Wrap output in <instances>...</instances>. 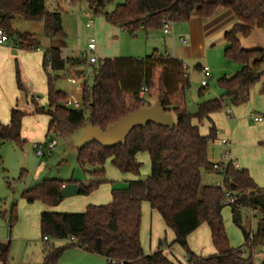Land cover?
I'll use <instances>...</instances> for the list:
<instances>
[{
  "label": "trees",
  "instance_id": "16d2710c",
  "mask_svg": "<svg viewBox=\"0 0 264 264\" xmlns=\"http://www.w3.org/2000/svg\"><path fill=\"white\" fill-rule=\"evenodd\" d=\"M94 16L105 17L114 26L135 34L139 30H164V22L172 24L189 22L197 16L203 20L212 18L220 9L230 11L236 24L225 33L227 44L225 57L242 66L232 77H223L218 85L222 98L201 103L195 115L188 112L185 94L190 89V78L184 64L155 52L143 59H105L93 67L94 83H86L81 92V108H67V96L55 88L57 73L67 69L76 71L87 65V58H64L60 48L50 47L44 53V69L48 75V104L40 106L34 99L31 104L35 113L49 117L48 135L69 137L76 130L92 124L104 131L117 121L142 108L151 107V99L160 102L175 120L173 130L149 124L132 131L126 143L113 149H105L94 143L78 149V163L89 180V186L80 183L81 196H89L107 183L105 164L108 159L125 174L139 175L142 164L137 155L146 152L150 156L151 171L145 180L128 183L123 190L112 191V201L107 205H89L83 213L44 212L40 217V231L44 242L42 264H58L64 253L79 248L87 253L104 257L107 264H183L170 259L165 248L177 245L185 251V264H254L255 254L264 246V188L259 187L244 169L232 164L220 166L225 169L223 188L203 185V173L212 172L214 164L208 151L210 142L217 139L213 128L208 136L200 133V125L211 115L221 111L224 100L238 107L250 101L251 89L264 79V50H245L240 37L248 38L254 30L264 29V0H125L111 13L106 12L114 0H84ZM0 29L13 44L21 49L34 51L39 48L35 36L21 33L13 28L17 18L43 22L45 36L65 40L62 15L49 13L46 0H0ZM52 70L49 71L47 58ZM90 63V62H89ZM196 70L202 72L200 66ZM159 88L156 90V73ZM51 73L55 74L54 76ZM16 80L20 92L25 93L21 73L17 69ZM147 87L146 99H140L142 87ZM261 92L264 93V84ZM208 86L199 91L206 95ZM182 98L181 104L176 96ZM27 113L16 105L11 110L7 125L0 124V148L13 143L19 147L26 144L23 123ZM194 121L197 124H194ZM77 181L45 180L22 193L28 204L41 202L47 207H58L63 201L62 190ZM10 184V183H9ZM231 193L234 202L226 205L225 194ZM148 203L156 211L174 235L172 245L162 240L156 251L146 254L141 241L142 206ZM229 207L232 220L243 233L244 245H230L223 218ZM249 209L258 217L256 231L248 232L243 226L242 210ZM17 222L15 206L9 220L12 230ZM203 224L211 232L216 254L209 257L197 255L189 245L188 238ZM65 247H56L57 241H69ZM4 246V245H3ZM9 245L1 254L6 262ZM244 250L248 252L245 257Z\"/></svg>",
  "mask_w": 264,
  "mask_h": 264
},
{
  "label": "rangeland",
  "instance_id": "374dc122",
  "mask_svg": "<svg viewBox=\"0 0 264 264\" xmlns=\"http://www.w3.org/2000/svg\"><path fill=\"white\" fill-rule=\"evenodd\" d=\"M124 2L125 0H114V2L108 4L106 12L111 13L117 5ZM46 9L49 13H60L62 15L63 31L66 34L65 40L54 39L51 41L48 39L45 36L44 24L41 21L34 22L17 18L13 21L12 26L21 33L33 34L39 43V47L43 50V54L51 46H60L63 51L65 49V55L75 58L85 56L87 58V65L81 68L85 72V76L82 78L77 77L76 71L69 69L57 73L59 78L54 83L55 88L64 92L67 98L72 95L74 101L81 100L83 85L86 83L89 87L93 86V67L97 66L100 60L116 57L114 56L115 54L122 57L135 58H144L145 55L151 54V50L145 52L143 29L135 34H130L127 31L123 32L121 28L110 25L105 17L94 16L84 0H46ZM155 33L160 39L159 47H157L160 54L168 53L172 57L173 48L169 37L163 34L164 30L155 31ZM91 39H95L98 50H103L102 56L97 54L98 63L95 65H91L89 63L90 56H86L87 47ZM222 40V34H216L211 37L210 58L212 60L210 59V62L217 70L221 69L223 71L229 68L227 69V75H232L233 69L238 68L235 71L239 72L242 66L225 57V48H223L224 43ZM243 48L245 50H264V29L256 30L243 43ZM32 69L31 64L28 63L27 77L29 79L33 77ZM41 70L42 74L48 77L49 72L44 69L43 63L41 64ZM187 73L190 78V89L185 94V105L190 114L195 115L201 103L209 99L222 98L224 93L218 85V80L224 77L223 72L213 73L212 78H208L209 86L204 97L199 95L200 89L203 88L201 83L204 76L192 66L187 68ZM159 74L160 72L156 73V90L159 88ZM51 75L54 76L55 74L51 73ZM72 79H76L78 83L71 84L69 80ZM24 85L29 89L25 83ZM262 86L260 83L253 88L251 99L245 106L234 107L228 100H224L223 109L212 114L210 119H205L199 128L200 133L204 136H208L211 130L216 128L217 139L211 141L209 147L213 155L218 157L221 151H223L222 153L229 152V149L222 145L221 142L223 140H231V130H234L238 122H242L244 125L241 131L235 133L236 139L234 141L237 144L235 151H239L240 156H243L244 160L242 163L249 167L257 183L264 188V124H257L251 120V116L255 113L264 114ZM19 94L17 104L19 108L27 113L23 123V137L27 142L23 147L7 143L0 148V245H9L7 259L3 264H42L44 242L40 231V217L43 204L41 202L26 203L22 199V193L45 180L72 181L84 178L86 175L78 163V149L61 136L48 135L47 123H45L48 119L46 115L36 114L34 106L27 95L23 92ZM39 102L42 106H46L48 98L44 100L41 97ZM150 103L155 104V100L151 99ZM227 106L233 112L232 120L227 117ZM244 108L249 109L243 115L240 111ZM9 121L6 111L0 106V124L7 125ZM194 124H197V122L194 121ZM244 133L245 135H243ZM46 138L48 142L55 141L56 146L51 153L39 159L35 155L34 144L43 143L47 146ZM137 161L142 164V168L139 175H134L121 172L113 165L112 160L108 159L105 164L107 183H104L93 192L96 193L91 198L93 205H107L112 201L113 190H123L128 187V183L131 181L147 179L151 171L149 154L146 152L139 153ZM208 176L204 172L202 182L203 185L211 186V180L207 179ZM216 180L220 182L219 178ZM13 206H15L17 222L11 230L9 220ZM61 209H66L64 212L61 211V213H83L86 211V208H81L78 205L68 207L64 204L61 205ZM155 218L162 220L148 203H143L141 241L144 251L148 254L156 251L158 245L154 237L153 246L150 244V225ZM223 218L231 247H242L244 245V236L242 231L233 223L229 207L224 209ZM241 218L243 226L248 232L256 231L258 217H254L251 210H242ZM167 239L170 241V235H168ZM69 243V241H57L55 246L65 247ZM200 246L204 251L203 253H208L209 250L215 251L209 235L202 240ZM244 253L245 257H247L248 252L244 250ZM1 254L2 251L0 250V256ZM174 255L180 261L185 259V251L177 245ZM253 262L254 264H264V246L255 254ZM58 264H107V260L104 257L84 252L82 249L71 248L64 253Z\"/></svg>",
  "mask_w": 264,
  "mask_h": 264
},
{
  "label": "crops",
  "instance_id": "0c3cea01",
  "mask_svg": "<svg viewBox=\"0 0 264 264\" xmlns=\"http://www.w3.org/2000/svg\"><path fill=\"white\" fill-rule=\"evenodd\" d=\"M235 24H236V19H235L234 15L230 11L225 10V9H220L212 18H210L208 20H203L200 17L194 16V17H192V19L189 22L172 24L170 32L167 34L165 32L163 33L165 36L169 37V40L171 42V46L173 48L172 49V51H173L172 57L168 53L160 54L159 49L157 48V47H159L160 39L158 38V36H156L155 31L144 30V46H145V50H146L145 52H149L151 50L150 55L157 52L160 55L168 56L172 59H177L184 64V68H185L186 72H187V68L190 66H192L195 70H196L197 66H200L201 69H203L205 67L209 68V77L208 78H212L213 73H221V72H223L224 77L229 78V76L232 77L236 74L237 71H235V70H238V68L237 69L235 68V70L233 69L234 75L233 74L227 75V72H228L227 69H229V68H227V66H226L227 69H224L223 71H221V69L217 70L214 67L212 62H210V59H211L210 58L211 57L210 56V48H211L210 39H211V37L215 36L216 34H222V36H223L222 41L224 43L223 48H226L227 44H226L225 39H224L225 33L230 31ZM255 31L256 30H254V32ZM123 32H125V31L123 30ZM253 33H252V35H253ZM248 39H249V37L248 38L240 37V42H241L242 47H243V43L245 41H247ZM51 47H55V46H51ZM56 48H60L62 50L64 58L79 59V58L70 57L68 55H65V53H64L65 49L63 51L62 47H60V46H57ZM224 51H225V49H224ZM102 53H103V50H101V51L98 50V46L96 44V52H95L96 58H97V54H100V56H102ZM88 55L89 54H88V47H87L86 56H88ZM114 56H116V57L105 58V59H111V60H116V59H136V60H139V59H143L142 57L141 58L140 57H138V58L122 57V56H119L118 54H115ZM147 56H149V55L148 54L145 55L144 58ZM102 58H104V57H102ZM105 59H102V60H105ZM102 60H100V61H102ZM187 62H189V63H187ZM28 63H30L31 67L33 68L32 69L33 72L31 71L33 73L32 79H29V77H27L28 76L27 75V64ZM42 63H44V54H43V50L40 47L35 51H28V50H24V49L16 47L12 41H10V43H8V44L0 45V106H2V108L6 111L7 115L9 116V119H10L11 110L14 107H16V105H18L17 103H18V98L20 95L19 94L20 91L18 89L17 80H16L17 69H19V71L21 73V79H22L23 85L25 83L29 88V89H27V87L24 85L25 94L30 99V101L32 99H34L40 106H42V104H40V102H39V99L41 97L44 100H46V98H48V91H49L48 90V80L49 79L47 76H44L42 74V70H41V64ZM91 65H95V64H91ZM43 67H44V65H43ZM79 72H80V74L76 73L78 78H82L83 76H85V72L83 69H79ZM198 72L202 74V72H200V71H198ZM70 81L71 80H69V82ZM77 83H78V81H77ZM71 84H73V83H71ZM261 84L262 85L264 84V79H263ZM201 85H202V83H201ZM252 90H253V88L251 89V93H252ZM146 97H147V95L145 96L144 99L148 100L149 98L148 97L146 98ZM69 98H72V95H70ZM69 98H67V99H69ZM250 99H251V96H250ZM77 101H81V100H77ZM181 101H182L181 96L179 94H177L176 102L181 104ZM247 104H245V105H247ZM245 105H242V106H245ZM247 109H249V108H244L243 110L240 111V113L244 115L247 112ZM34 112H35V108H34ZM226 113H227V117L228 116L230 117L228 119L232 120L233 119V117H232L233 112L229 110L228 106H227ZM46 117L48 119H47V122H45V123H47V130H48L49 117L48 116H46ZM251 120H252V116H251ZM242 121H244V120H242ZM257 124H264V122L257 123ZM243 125L244 124H242V122H238L235 125L234 130H231V134H230L231 140H228L230 142V146H228V147L226 146V147H227V149H229L228 151L230 153L231 161L235 162L238 165L240 170L241 169L247 170L250 173V176L252 177V179L255 181V183L259 187H261L257 183L256 178L254 177V175L250 171L249 167L247 165H244V163H242V161L244 160V158H242L243 156H240L239 151H235L236 150L235 147L237 146V144L234 141L236 139L235 133L240 132ZM243 132H246V131H243ZM240 135H241V133H240ZM243 135H245V133ZM47 140L48 139L46 138V142H48ZM222 152L223 151H221L218 154L219 155L218 157H215L213 155V153L210 151V147H209L208 155H209L210 161L213 164L223 162L222 156L224 153H222ZM39 159H41V158H39ZM206 174L209 175L207 177V179L211 180V184H212L213 180H216L218 178V176L216 174H214L213 172H206ZM75 181H77L76 183L79 185H80V183L89 182V180L86 176L84 178H81V179L75 180ZM95 194L96 193H93L92 195H89V196L77 195L74 197L66 198L58 207H55V208H50V207H47L43 204V209H42L41 214L44 212H56V213H61V211L64 212V210H66V209H61V205H64V204L68 207L78 205L81 208H87L89 205L94 204L93 201L91 200V198L94 197ZM154 212L157 213L156 211H154ZM153 221H155V223L152 224ZM153 221H151V225H150V228H151L150 229V232H151L150 233V236H151L150 244H151V246H153L152 245L153 244V237H154V240H157V242H158L157 249H158L159 244L162 240H166L168 245H172V243L175 240V235L170 229L167 228L163 219L160 220V218H155V220H153ZM154 224H155V228H154ZM168 235H170V241H168V239H167ZM208 235L210 236V239H211V232H210L208 225L203 224L198 230H196L188 238L190 247L199 256L209 257V256L216 254V250L214 252L209 250L208 253H203L204 251H203V249H201L200 245L202 244V240L204 238L206 239ZM4 246H7V245H4ZM151 246H150V249H151ZM175 247H176V245L166 247L164 249L166 255L170 259L174 260L175 262H180V263L185 264L186 263L185 259L183 261H180L179 259H177L175 257V255H174ZM146 254H148V253H146Z\"/></svg>",
  "mask_w": 264,
  "mask_h": 264
},
{
  "label": "water",
  "instance_id": "95a60500",
  "mask_svg": "<svg viewBox=\"0 0 264 264\" xmlns=\"http://www.w3.org/2000/svg\"><path fill=\"white\" fill-rule=\"evenodd\" d=\"M4 14L0 12V19ZM154 124L158 127H166L171 130L175 127V120L171 113H167L160 102H156L151 107L142 108L129 114L115 124L109 126L105 131L99 127L88 124L83 128L76 130L65 140L75 146L77 149H83L89 145L97 143L105 149H113L121 144H125L128 136L133 130L139 127H146ZM89 186V182L84 183ZM81 188L77 183L65 185L61 194L64 199L74 197L80 194ZM6 246L0 245L3 252Z\"/></svg>",
  "mask_w": 264,
  "mask_h": 264
},
{
  "label": "built area",
  "instance_id": "2783aa9c",
  "mask_svg": "<svg viewBox=\"0 0 264 264\" xmlns=\"http://www.w3.org/2000/svg\"><path fill=\"white\" fill-rule=\"evenodd\" d=\"M164 25H165L164 26V32L167 34L171 30L172 23L167 22L165 20ZM8 43H10V39H9L8 35L2 29H0V45H4V44H8ZM95 52H96V41H95V39H91L89 41V44H88V54L90 56V59H89L90 64H96L98 62V59L95 56ZM47 61H48L47 68H48L49 71H51L52 70V64H51L50 57L47 58ZM202 74L204 75V78L202 80V86L206 87V86H208L209 68H207V67L203 68L202 69ZM70 82L73 83V84H76L77 80L73 79ZM147 92H148L147 87H145V86L142 87V89L140 91V94H139L140 99L145 98ZM64 105L67 108L79 109V108H81V101H77V100L74 101L72 98H69V99H67L65 101ZM228 118H230V117L228 116ZM252 121L254 123H262V122H264V114H260V113L253 114L252 115ZM47 143H48L47 146L44 145L43 143L34 144L35 154H36V156L38 158H43L47 154L51 153V151L56 146V142L55 141H51V142H47ZM222 144L224 146H227V147L230 146V142L227 141V140H223ZM222 160H223V162L214 164V168L212 170V172L218 176V178L220 179V182L217 181V180H213L211 186L223 188L224 179H225V177H224L225 169H223L220 166V164H225V165L232 164L236 169H239L238 165L235 162L231 161L229 152H225L223 154ZM233 202H234L233 195L231 193L226 192V194H225V202L224 203L226 205H231V204H233ZM69 242H74V239L71 238L69 240ZM0 264H3L1 256H0Z\"/></svg>",
  "mask_w": 264,
  "mask_h": 264
}]
</instances>
